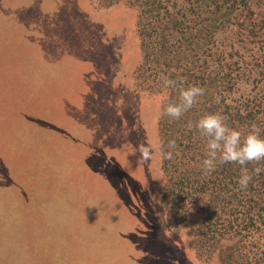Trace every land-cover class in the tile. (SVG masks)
Returning a JSON list of instances; mask_svg holds the SVG:
<instances>
[{"label": "rangeland", "instance_id": "1", "mask_svg": "<svg viewBox=\"0 0 264 264\" xmlns=\"http://www.w3.org/2000/svg\"><path fill=\"white\" fill-rule=\"evenodd\" d=\"M34 1L29 7L30 0H0V77L9 76L0 79V91L5 90L0 97V182L8 186L5 191L16 193L17 202L28 209L40 197L37 186L50 181L42 171L54 164L47 132L56 113L53 91L61 93L72 127L82 128L74 119L83 123V131L74 140L69 135V143H64L69 146L62 158L69 167L65 184L72 200L67 202L69 222L64 226L70 238L78 229L90 236L82 252L69 246L59 256L63 264H222L218 256L197 253L198 237L190 231L205 217L204 201L192 206L186 228L170 227L161 199L168 180L162 149L154 150L148 162L137 153L141 144L162 145L160 123L170 99L168 89L149 90L137 76L143 62L137 10L122 1L104 7L100 0H89V10H82L86 0H79V5L77 0H64L56 13L46 15ZM22 22L28 26L23 28ZM22 73L40 85L30 89V101L23 89V99L15 98L19 86L7 88L16 74L21 82ZM244 91L248 98L258 94L259 87L247 84ZM43 92L53 99L43 98ZM81 187L85 210L77 213L73 205ZM113 191L126 212L128 230L116 228L115 203L108 197ZM41 195L49 200L45 192ZM11 202L0 199V264H54V246H40L45 244L38 241L43 237H31L22 228L21 210L16 212L14 198ZM58 209L63 212L61 200ZM119 222L123 224L121 216ZM96 231L101 234L97 241Z\"/></svg>", "mask_w": 264, "mask_h": 264}, {"label": "trees", "instance_id": "2", "mask_svg": "<svg viewBox=\"0 0 264 264\" xmlns=\"http://www.w3.org/2000/svg\"><path fill=\"white\" fill-rule=\"evenodd\" d=\"M121 1L138 12L143 62L137 76L147 83V89L160 92L163 75L178 84L183 83L184 87L198 85L205 90L180 119L163 114L160 123L162 151L172 152L171 160L162 156V170L168 180L161 199L168 225L177 230L186 228L188 212L203 200L205 217L190 230L198 237L197 253L205 258L218 256L222 264H264V161L246 165L252 173L246 189H241L238 183L241 176L238 164L218 165L214 172L204 175L202 160L206 139L195 127H188L206 114L219 113L226 117L230 128L242 133V139L252 125L260 129V136L264 138V0H100L104 7ZM17 76L6 83L7 88L19 86L15 98L23 99V90H26V100H32L31 77L22 73L19 82ZM8 77L3 75L0 79ZM247 84L259 87V93L254 92L247 98L244 91ZM165 89L170 91L165 105L178 103L179 87ZM4 91H0L2 98ZM50 128L56 129L52 125ZM171 140L176 142L174 149L167 147ZM255 167L262 168L258 175L253 172ZM3 168L10 171L7 164ZM42 173L44 176L45 171ZM46 174L49 175L48 170ZM48 179L50 184H43L45 190L51 191L48 201L42 200L40 194L25 209L17 202L16 193L5 191L8 186H2L3 182H0V199L12 204L14 198L16 212L21 210L22 228L24 226L31 237H43L38 239L45 243L40 246H54L57 252L53 254L54 264H63L59 256L66 254L69 246L82 252L90 236L78 229L73 238L69 237L64 226L69 222L65 199L69 203L72 200L66 188V177L55 169ZM81 191L78 189V200L73 205L77 213L85 210L81 206ZM98 194H102L101 190ZM108 197L116 204L112 193ZM60 200L63 212L58 209ZM117 206L120 215L114 209L113 217L118 219L116 228H129L126 214L120 211L119 204ZM99 215L104 221L103 214ZM120 216L123 224L119 222ZM95 235L96 241L101 238L97 231ZM55 237L63 238L64 242L58 244Z\"/></svg>", "mask_w": 264, "mask_h": 264}, {"label": "clouds", "instance_id": "3", "mask_svg": "<svg viewBox=\"0 0 264 264\" xmlns=\"http://www.w3.org/2000/svg\"><path fill=\"white\" fill-rule=\"evenodd\" d=\"M164 88L179 87V102H169L163 109V114L178 120L194 104L198 98L204 94V89L198 85H189L184 87L183 83L170 79L168 76H161ZM191 129L195 127L199 135L206 139L205 158L202 160V170L204 175L214 172L218 165L226 163H234L241 166V176L238 181L241 189H246L252 180V173L246 167L249 163L259 164L264 161V138L260 136V129L256 125H252L246 135L238 130L230 128L226 123V117L219 113H210L202 116L193 126L189 123ZM167 147L174 149L176 147L175 140L168 142ZM160 144L144 145L141 144L137 148L139 158L148 162L152 158V153L156 149H162ZM161 155L164 159L171 160V151H162ZM261 167H255L253 172L259 174Z\"/></svg>", "mask_w": 264, "mask_h": 264}, {"label": "crops", "instance_id": "4", "mask_svg": "<svg viewBox=\"0 0 264 264\" xmlns=\"http://www.w3.org/2000/svg\"><path fill=\"white\" fill-rule=\"evenodd\" d=\"M31 1V4L29 5V7L30 6H32L33 4H35L36 3V1H34V0H30ZM57 1L58 0H38V6L41 8V9H43V12H44V14H46V15H52V14H54V13H56V11L60 8V6H61V4H62V2L64 1V0H60V2H59V4L57 5ZM79 0H77L76 2L78 3V5H79V2H78ZM89 6H91V1H89V0H86L85 2H83V4L82 5H80V8L82 9V10H86V9H88L89 10ZM22 7H26V6H22ZM46 8V9H45ZM21 25L23 26V28H25V27H27L28 25L26 24V23H21ZM49 68V67H48ZM50 72H48L47 70L45 71V74H49ZM60 73V72H59ZM59 73H57V78L58 77H61L60 75H59ZM52 76H54V73H52ZM64 76V75H63ZM56 78V79H57ZM31 89H37L40 85H39V83H37V82H32L31 83ZM56 89H58V90H60L59 88H64L61 84L59 85V88H57L56 87V85L54 86ZM45 89H49V90H52L49 86H47V88H45ZM44 90V89H43ZM54 92V94L56 95V97L54 98V102H55V106H54V108H55V110H56V113H55V115H54V117H53V119H52V122H51V125L52 126H54V127H56V129H53V128H50V130H49V132H47V137L49 138V140H50V144H52V146L54 147V157H55V159H54V164H52V163H49V165L46 167V169L45 170H43L42 172H44L45 171V174H44V177H46V178H52V174H53V171L55 170V169H57V171L60 173V174H62V176L64 177H66V173L68 172V170H69V167H68V165L66 164V163H63L62 162V158H63V156H64V152H65V149L66 148H69V146H66L64 143H69V142H67V139H69L70 138V136L69 135H71V134H73V135H71L72 137H73V140H74V138L76 137V136H78V132L79 131H83V123L82 122H79V121H76L75 119H74V121L79 125V126H81L82 128H76V127H72L73 125L68 121V118H67V116H70V113H67V116L64 114L65 113V111H64V109L62 108L63 106V104H64V100H65V97H64V95H62L61 93L60 94H58L57 92H55V91H53ZM45 92H43L42 93V97L43 98H49V99H53L52 98V95H50V94H44ZM56 102L58 103V105L56 104ZM66 119H67V122H66ZM58 129V130H57ZM40 139H41V137H40ZM41 143H42V139H41ZM66 147V148H65ZM93 149H94V147L92 148V149H90V151H93ZM94 151H95V149H94ZM92 167V164H91V166L88 168L87 166H86V169H87V171L90 169ZM46 170H48V174L49 175H47L46 174ZM64 172H65V174H64ZM64 174V175H63ZM90 182H91V180H90ZM49 184H50V181L48 182ZM47 183V184H48ZM93 183V182H92ZM83 184H85V183H83ZM83 186V185H82ZM42 187H43V184H40V185H38L37 186V190H38V194H42V193H46L47 194V196H48V198H50V193H51V191H49L48 190V188L44 191V190H42ZM93 188H95V190L94 191H96L97 192V189H96V187L94 186ZM77 189V188H76ZM79 190H82V187L81 188H78ZM107 189V188H106ZM101 190V189H100ZM41 191V192H40ZM53 193V192H52ZM113 199H115V202H116V204L118 205L119 204V202H117L116 200L118 199L117 198V194L116 193H114V191H113ZM54 195H55V193H53L52 194V196L54 197ZM94 196H96V194H94ZM68 202V199L66 198L65 199V203H67ZM113 205V207H114V209L115 210H118V206L117 205ZM121 206H119V209H120V211L121 212H123V213H125L126 214V212L124 211V207H121ZM94 209H95V211H99V209H97V207H94ZM70 210V207H69V205H68V209L66 208L65 209V211H69ZM94 212V211H93ZM92 212V215H95V213H93ZM100 212V211H99ZM126 229V228H125ZM117 230H118V228H117ZM127 230H128V228H127ZM120 232V231H119Z\"/></svg>", "mask_w": 264, "mask_h": 264}]
</instances>
